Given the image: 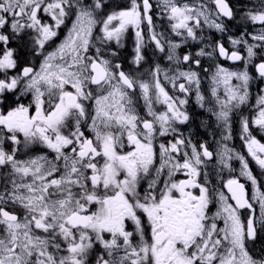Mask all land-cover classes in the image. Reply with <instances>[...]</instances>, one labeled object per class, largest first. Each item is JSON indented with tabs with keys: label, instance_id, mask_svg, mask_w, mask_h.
Returning <instances> with one entry per match:
<instances>
[{
	"label": "snow or ice",
	"instance_id": "snow-or-ice-1",
	"mask_svg": "<svg viewBox=\"0 0 264 264\" xmlns=\"http://www.w3.org/2000/svg\"><path fill=\"white\" fill-rule=\"evenodd\" d=\"M262 141L264 0H0V264H264Z\"/></svg>",
	"mask_w": 264,
	"mask_h": 264
},
{
	"label": "flooded vegetation",
	"instance_id": "flooded-vegetation-1",
	"mask_svg": "<svg viewBox=\"0 0 264 264\" xmlns=\"http://www.w3.org/2000/svg\"><path fill=\"white\" fill-rule=\"evenodd\" d=\"M233 2L235 3V0H233ZM253 94H255V88L253 89ZM191 110L195 113L196 115V123L199 122V119H202L204 117V114L198 109L196 108V106L193 104L191 105ZM247 114V110H246V113ZM237 130H238V127L239 125L237 124ZM264 142V141H262ZM238 150L241 148V141L239 140V136H238V133L235 137V139L231 142ZM226 176V174H225Z\"/></svg>",
	"mask_w": 264,
	"mask_h": 264
}]
</instances>
